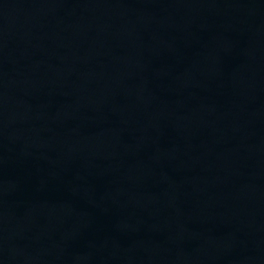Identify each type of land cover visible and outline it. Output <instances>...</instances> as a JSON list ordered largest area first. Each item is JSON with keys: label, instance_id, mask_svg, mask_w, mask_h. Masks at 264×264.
<instances>
[{"label": "water", "instance_id": "water-1", "mask_svg": "<svg viewBox=\"0 0 264 264\" xmlns=\"http://www.w3.org/2000/svg\"><path fill=\"white\" fill-rule=\"evenodd\" d=\"M264 92V0H142Z\"/></svg>", "mask_w": 264, "mask_h": 264}]
</instances>
